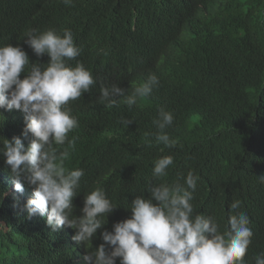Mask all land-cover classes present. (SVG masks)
<instances>
[{"label":"trees","instance_id":"trees-1","mask_svg":"<svg viewBox=\"0 0 264 264\" xmlns=\"http://www.w3.org/2000/svg\"><path fill=\"white\" fill-rule=\"evenodd\" d=\"M5 18L10 21L0 24V46L19 45L28 56L27 31H72L80 48L76 60L95 84L69 101L78 127L68 134L75 138L68 163L86 174L83 193L101 188L116 206L107 216L111 229L131 214L136 196H150V183L161 182L152 176L154 162L171 155L163 181L189 171L199 177L193 215L214 217L224 232L229 205L241 202L237 211L247 213L253 232L244 264H255L249 256L264 253V0H73L71 6L0 0ZM49 59L45 54V63ZM153 74L159 84L129 107L126 98ZM113 84L124 95L109 106L99 99L100 89ZM161 107L174 117L165 132L177 139L175 147L156 142L153 120ZM4 112L0 140H12L25 121ZM122 118L133 121L126 126ZM0 167L10 169L2 154ZM17 200L0 180V264H82L75 260L84 256L76 245L40 217L17 211Z\"/></svg>","mask_w":264,"mask_h":264},{"label":"clouds","instance_id":"clouds-1","mask_svg":"<svg viewBox=\"0 0 264 264\" xmlns=\"http://www.w3.org/2000/svg\"><path fill=\"white\" fill-rule=\"evenodd\" d=\"M62 2L71 6L73 0ZM9 21L0 19V24ZM24 38L38 57L33 52L28 56L19 45L0 46V109L25 121L22 134L0 140V154L10 168L0 167V180L7 194L18 197L16 210L25 211L29 218L40 217L54 232L61 231L84 255L75 259L82 264H116L117 258L120 264H244L253 232L247 213L237 211L241 202L229 205L224 232L214 217L193 215L192 192L199 177L189 171L186 177L178 174L172 183L163 181L173 164L171 155L154 162L152 176L161 182L150 183V196H136L130 203L131 214L111 229L107 216L116 206L101 188L83 193L87 176L80 166L68 163L69 149L75 148V138L69 139L68 134L78 127L69 101L90 92L93 75L76 60L80 48L70 29L62 34L51 28L31 29ZM45 54L50 58L47 63ZM158 84V77L150 75L125 103L135 105L138 97H148ZM117 95H124L119 85L102 86L99 99L111 106ZM173 119L161 107L153 120L156 142L169 148L177 144L165 132ZM132 121L122 118L121 123L128 126ZM65 143L66 148L57 146ZM260 181L264 183V175ZM84 243L95 251H87ZM255 254L250 260L264 264V253Z\"/></svg>","mask_w":264,"mask_h":264}]
</instances>
